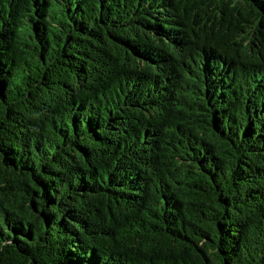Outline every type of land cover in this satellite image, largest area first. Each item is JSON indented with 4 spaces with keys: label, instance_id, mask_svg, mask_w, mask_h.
Here are the masks:
<instances>
[{
    "label": "trees",
    "instance_id": "trees-1",
    "mask_svg": "<svg viewBox=\"0 0 264 264\" xmlns=\"http://www.w3.org/2000/svg\"><path fill=\"white\" fill-rule=\"evenodd\" d=\"M0 264H264V0H0Z\"/></svg>",
    "mask_w": 264,
    "mask_h": 264
}]
</instances>
